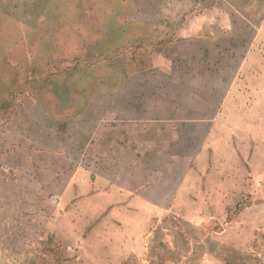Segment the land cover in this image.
<instances>
[{
    "label": "rangeland",
    "instance_id": "1",
    "mask_svg": "<svg viewBox=\"0 0 264 264\" xmlns=\"http://www.w3.org/2000/svg\"><path fill=\"white\" fill-rule=\"evenodd\" d=\"M0 264H264V0H0Z\"/></svg>",
    "mask_w": 264,
    "mask_h": 264
}]
</instances>
